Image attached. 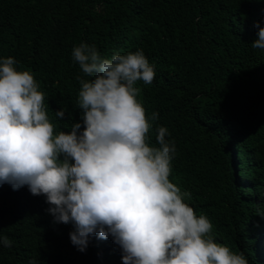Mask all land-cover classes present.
Wrapping results in <instances>:
<instances>
[{
    "label": "trees",
    "instance_id": "trees-1",
    "mask_svg": "<svg viewBox=\"0 0 264 264\" xmlns=\"http://www.w3.org/2000/svg\"><path fill=\"white\" fill-rule=\"evenodd\" d=\"M264 29V0H0V60L18 61L45 97L54 135L80 122L83 77L72 58L81 43L101 58L143 51L156 73L138 81L137 100L151 125L174 142L170 182L184 202L213 225L214 242L264 264V50L252 48ZM93 79V77H86ZM64 109L72 119L60 120ZM158 118L153 120L152 114ZM83 129V125H82ZM46 197L27 186L0 184V264H123L109 236L71 243L74 225L57 224Z\"/></svg>",
    "mask_w": 264,
    "mask_h": 264
},
{
    "label": "clouds",
    "instance_id": "clouds-1",
    "mask_svg": "<svg viewBox=\"0 0 264 264\" xmlns=\"http://www.w3.org/2000/svg\"><path fill=\"white\" fill-rule=\"evenodd\" d=\"M255 27L251 46L264 50V29ZM72 58L83 73L76 77L82 123L55 135L33 75L17 71L12 57L0 60V184L46 197L53 222L74 225L69 237L80 252L98 234L120 246L123 264H248L214 242L212 223L170 182L176 147L168 130L157 128L159 148L146 142L151 125L135 85L151 84L156 73L143 51L103 59L81 43ZM55 115L72 119L64 109Z\"/></svg>",
    "mask_w": 264,
    "mask_h": 264
}]
</instances>
